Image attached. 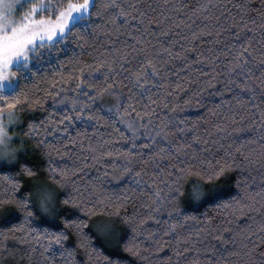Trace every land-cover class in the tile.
<instances>
[{
  "label": "snow or ice",
  "instance_id": "obj_1",
  "mask_svg": "<svg viewBox=\"0 0 264 264\" xmlns=\"http://www.w3.org/2000/svg\"><path fill=\"white\" fill-rule=\"evenodd\" d=\"M9 233L29 264H264V0H0Z\"/></svg>",
  "mask_w": 264,
  "mask_h": 264
},
{
  "label": "trees",
  "instance_id": "obj_2",
  "mask_svg": "<svg viewBox=\"0 0 264 264\" xmlns=\"http://www.w3.org/2000/svg\"><path fill=\"white\" fill-rule=\"evenodd\" d=\"M184 2L186 4L191 5L192 7H195V5L197 3L202 2V0H184ZM217 0H213V3H216ZM219 2H224V0H219ZM232 0H229V3H231ZM259 0H256V3H258ZM104 129L101 128V131H103ZM91 130L89 129V132ZM34 142L32 141H28V144L31 146ZM33 162H37L35 156H33ZM45 166L41 165V169L44 170ZM198 177L196 176H190L187 178L186 180V184H187V190L191 189V183L190 181L193 180H197ZM36 181H46L49 183H52L51 181H48V177L46 175H40L38 174L37 177L35 178V180L33 181V183H35ZM52 187H58L55 184H52ZM105 188H107L108 192L107 193H103L101 192L99 197L100 199H104L106 195L114 197V196H120L122 195V189L124 187H131V185H129L128 181H125L123 185L119 184L118 182H112L111 184H108L107 182L104 185ZM135 201H130L128 204L124 205L123 207L120 208L119 210V217L120 219L117 220L115 219L114 216H110L109 213H113L115 212V208H109L107 206H105L102 210L101 209H95L94 210V215L91 216L89 219L91 222H100V221H107V220H112L115 224L116 227V231L119 234L123 229H124V225H123V218L126 215H130L132 213L133 207L135 205ZM138 206V205H136ZM200 211H203V209H201ZM212 215H219V213L216 212H212ZM71 232V230H69ZM128 231L130 232V228L128 229ZM17 235H22L20 233H18ZM113 243H115V240L113 241ZM8 244V248L9 251L7 253H3L0 254V264H29L28 259L26 256H24V249L22 248H18V241L14 240L12 238V234L9 233V239L7 241Z\"/></svg>",
  "mask_w": 264,
  "mask_h": 264
},
{
  "label": "rangeland",
  "instance_id": "obj_3",
  "mask_svg": "<svg viewBox=\"0 0 264 264\" xmlns=\"http://www.w3.org/2000/svg\"><path fill=\"white\" fill-rule=\"evenodd\" d=\"M13 131H19V130H18V129H14ZM15 143H18V142H14V144H15Z\"/></svg>",
  "mask_w": 264,
  "mask_h": 264
}]
</instances>
